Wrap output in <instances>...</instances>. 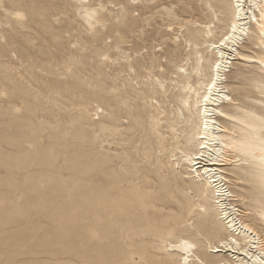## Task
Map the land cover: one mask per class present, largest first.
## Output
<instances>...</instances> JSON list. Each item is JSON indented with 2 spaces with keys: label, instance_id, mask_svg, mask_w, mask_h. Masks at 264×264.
Here are the masks:
<instances>
[{
  "label": "rangeland",
  "instance_id": "rangeland-1",
  "mask_svg": "<svg viewBox=\"0 0 264 264\" xmlns=\"http://www.w3.org/2000/svg\"><path fill=\"white\" fill-rule=\"evenodd\" d=\"M108 1L88 3L96 8ZM111 1L130 9L125 18L135 33L113 24L109 16L104 25L90 28L76 0H0V264H178L176 257L166 256L162 240L173 222L171 208L188 214L191 202L180 182L185 168L170 161L172 152L181 153L165 124L164 139L152 129L151 116L158 110L148 97L155 96L168 110L178 92L168 85L166 96L172 102L166 104L145 66L154 62L156 73L159 62L164 72L173 70L189 51L182 38L195 39L186 28L204 14L190 11L197 6L192 0ZM221 9L228 13L225 5ZM18 12L23 15L16 16ZM225 23L216 29L217 36ZM174 35L180 38L176 44ZM239 51L252 55L257 50L245 43ZM233 66L223 76L229 96L256 109L255 102L263 99L254 87L261 79L256 64L236 60ZM201 74L205 79L207 69ZM191 82L199 87L197 77ZM139 88L146 91L144 100L134 91ZM124 95L127 105L121 103ZM132 103L143 112L144 130L126 129ZM112 116L118 119L112 121ZM224 168L230 178L224 186L236 197L230 202L239 209L237 217L264 239L260 190L239 179L233 163ZM123 176L163 206L144 232L108 222L104 208L115 191L110 185ZM91 200L98 203L100 222L81 220ZM158 219L162 233L155 227ZM213 221L210 217L207 224ZM175 235L199 241L191 232ZM223 236L218 230L209 239Z\"/></svg>",
  "mask_w": 264,
  "mask_h": 264
},
{
  "label": "bare ground",
  "instance_id": "bare-ground-1",
  "mask_svg": "<svg viewBox=\"0 0 264 264\" xmlns=\"http://www.w3.org/2000/svg\"><path fill=\"white\" fill-rule=\"evenodd\" d=\"M76 1L83 9L84 20L90 28L95 23L104 25L105 16H109L113 24L134 31L131 30L133 22L130 23L126 19V13L130 9L127 10L123 5H113L109 0L104 4L99 3L95 8L90 6L89 0ZM137 1L139 0H131L132 3ZM192 1L197 6L192 7L190 11L195 13L198 10L204 17L193 18L190 26L186 28V31L194 34L195 39L192 41L182 38L185 46L189 47L185 57L168 72L163 71V65L159 62L157 67L161 69L156 73L152 70L154 62L145 66L156 86V93L159 92L168 104L172 102L166 96L168 85L173 84V88H177L178 93L173 94L177 99L168 110L164 109L155 96L148 97L151 98L150 101L154 100L158 110L157 116H151L152 129L157 137L164 139V132L161 129L165 124L169 131L167 133L176 141L175 148L181 153L178 156L172 152L170 161L172 165L178 166L181 163L184 166L185 176H182L183 172L180 174L182 180L180 182L184 183L182 190L185 191V198L191 202L187 215H182L177 208H171L170 217L173 222L165 230L167 237L162 240V248L166 256L176 257L178 264H264V239L251 227L252 225L242 222L237 217L240 215L239 209L230 202L236 200V197L227 192L224 186L230 179L224 166L233 163L238 178L248 180L255 188L257 187L264 201V0ZM221 5L226 6L227 14L221 9ZM22 15L20 12L16 13L18 17ZM225 19L227 23L221 28L224 32L217 36L216 29ZM179 39V36L174 35L171 40L176 44ZM245 43L252 44V49L257 51L252 55L240 52L239 48ZM118 46L115 42L114 47ZM236 60L255 63L261 74V79L254 84L263 98L255 102L256 109L243 107L236 96L228 94L230 88L225 85L223 76L230 69H234L233 64ZM132 66L131 63L128 67ZM202 68L207 69L205 79L200 77ZM194 77H197L198 88L191 82ZM166 79L170 84H165ZM134 91L140 98H146L144 89ZM126 102L124 95L121 103L127 105ZM113 105L114 103L111 104ZM132 106L126 111L131 119V124L126 129L144 130L143 112L138 109L137 103H132ZM117 119L118 116L111 117L112 121ZM101 128L105 126L101 125ZM177 131L184 134L179 135ZM133 182L132 179L123 176L112 183L110 186L115 190L111 197L113 202L104 209L109 223L123 222L130 229L144 232L150 228L154 218L162 213L163 206L157 205ZM196 197V202H192ZM175 201L180 208L181 203ZM97 204L95 200L87 201L88 215L82 214L81 220L88 218L95 221L97 218L100 222L102 214L99 215L97 212ZM192 213H195L196 217H190ZM210 217L215 218L211 226L207 224ZM258 218L264 223V211L258 214ZM155 227L158 233H162L159 229V219ZM218 230L223 231L225 236L217 238L216 241L210 240L209 236ZM186 231L191 232L199 241L188 236H172ZM88 238H94L93 232Z\"/></svg>",
  "mask_w": 264,
  "mask_h": 264
}]
</instances>
